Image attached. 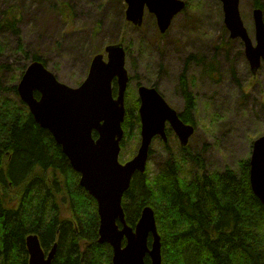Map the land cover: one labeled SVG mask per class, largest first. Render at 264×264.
<instances>
[{"label":"trees","instance_id":"trees-1","mask_svg":"<svg viewBox=\"0 0 264 264\" xmlns=\"http://www.w3.org/2000/svg\"><path fill=\"white\" fill-rule=\"evenodd\" d=\"M255 7L264 4L256 0ZM57 8L69 25L75 16L72 2L58 0ZM20 18L19 5L8 4L0 12V31L19 35ZM5 44L0 39V52ZM18 50L24 51L21 39ZM25 54L29 61L48 66L41 53ZM205 57L192 54L189 60L194 58L196 66L205 65L207 75L217 76L216 58ZM27 65L8 76L9 67L0 60V264H28L26 238L32 233L39 235L46 253L57 243L52 264H112V245L99 242L97 200L81 186L80 174L61 145L19 97L17 82ZM184 79L186 108L181 117L194 124L196 100L185 81L191 77ZM136 102L126 109L123 122L129 138L135 128L140 130ZM125 145L124 137L121 146ZM166 152L163 168L153 177L147 169L137 172L123 197L126 220L133 227L146 205L155 211L162 264H264V206L251 187L250 159L241 165L240 175L234 169L202 173L192 169L200 157L186 154V147L180 154ZM65 208L70 216L63 214ZM146 263L151 264L148 257Z\"/></svg>","mask_w":264,"mask_h":264},{"label":"rangeland","instance_id":"rangeland-1","mask_svg":"<svg viewBox=\"0 0 264 264\" xmlns=\"http://www.w3.org/2000/svg\"><path fill=\"white\" fill-rule=\"evenodd\" d=\"M186 1L187 6L175 16L163 36L155 15L148 10L142 25L128 22L125 0H70L75 16L69 25L59 13L58 0H0V12L8 4L19 5L21 17L19 35L7 29L0 31V39L6 42L0 60L9 67L6 75L12 76L20 66L31 62L26 51L41 53L47 59L46 66L62 82L74 87L87 77L94 55L104 52L106 45L123 40L128 48L126 67L131 76L126 109H133L136 101L140 106L138 86L147 85L156 86L172 107L183 112L186 100L181 83L186 77H191L184 80L196 100L192 112L195 132L187 146L181 145L169 125L168 141L159 136L153 140L146 168L152 177L167 163L166 151L180 154L182 147L188 149L186 154L201 159L192 167L194 172L196 168L202 173L234 169L240 175L241 165L251 158L253 142L264 135V59L254 72L245 56L243 41L231 38L226 29L220 0ZM254 1L240 0L241 17L253 39ZM261 2L264 4V0ZM20 39L24 51L18 50ZM191 54L207 55L206 61H213L214 56L217 76H208L205 65L196 66L194 58L190 61ZM185 67L190 69L188 75ZM140 133L141 121L140 130L135 128L133 137L124 133L126 145L121 148L120 162L137 154ZM63 214L70 216L66 208Z\"/></svg>","mask_w":264,"mask_h":264},{"label":"water","instance_id":"water-1","mask_svg":"<svg viewBox=\"0 0 264 264\" xmlns=\"http://www.w3.org/2000/svg\"><path fill=\"white\" fill-rule=\"evenodd\" d=\"M220 1L230 37L243 41L245 56L255 72L264 59L263 9L256 7L253 10V39L241 17L240 0ZM125 2L128 22L142 25L148 10L155 15L161 33L169 29L175 16L186 7L185 0ZM130 79L126 47L123 42H116L94 55L87 77L78 86L62 82L43 61L33 60L21 75L17 90L35 120L50 131L73 169L81 174V186L97 200L99 242L112 245V264H147L146 257L151 264H162L161 235L155 211L146 205L133 227L127 223L123 197L133 176L146 171L155 137L168 140L167 125L176 133L182 146L188 145L195 127L182 119L157 87L139 85L141 143L133 158L120 162L121 141L125 133V97ZM94 133H97L96 137ZM250 182L254 194L264 206V135L253 142ZM26 243L28 264H52L57 243L48 253L36 233L29 234Z\"/></svg>","mask_w":264,"mask_h":264},{"label":"flooded vegetation","instance_id":"flooded-vegetation-1","mask_svg":"<svg viewBox=\"0 0 264 264\" xmlns=\"http://www.w3.org/2000/svg\"><path fill=\"white\" fill-rule=\"evenodd\" d=\"M254 3L256 4V1H254ZM262 8V7H261ZM263 9V8H262ZM166 33L167 32H165V33H162V35L164 36H166ZM192 55V54H191ZM191 57V56H190ZM206 57H207V55H206ZM166 58V56H164V59ZM190 72V69L187 67H185V73H186V75H188V73ZM205 72H207V71H205ZM209 76V75H208ZM180 113V112H179ZM180 115H181V113H180ZM183 119V118H182Z\"/></svg>","mask_w":264,"mask_h":264}]
</instances>
